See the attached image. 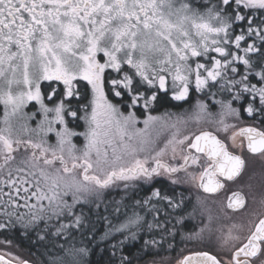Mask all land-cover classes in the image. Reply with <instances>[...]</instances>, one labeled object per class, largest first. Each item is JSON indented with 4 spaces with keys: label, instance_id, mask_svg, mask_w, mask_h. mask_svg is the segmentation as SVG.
Wrapping results in <instances>:
<instances>
[{
    "label": "snow or ice",
    "instance_id": "1",
    "mask_svg": "<svg viewBox=\"0 0 264 264\" xmlns=\"http://www.w3.org/2000/svg\"><path fill=\"white\" fill-rule=\"evenodd\" d=\"M192 87L205 93L202 100L223 97L215 104L222 115L237 121L231 125L219 121L223 131L232 129L233 148L239 138L241 151L246 141L249 153L264 156V0H0V102L11 106L14 116L26 115L21 110L30 102L38 105L43 119L37 128L45 135L55 133L60 145L61 155L53 150V158L68 173L63 156L67 144L72 169L80 167L84 172V183H68L59 170L53 176L41 168L40 157L45 165L53 163L45 155L47 149L31 139L13 138L6 112L8 126L0 129V175L7 176L0 179V205L4 207L0 230L19 227L23 235L34 232L40 240L59 237L72 228L83 230L90 217L83 207L77 210L78 204L91 205V213L93 207H100L101 190L117 181L142 179L151 191L150 196L137 201L145 215L134 213L115 229L121 233L136 229L120 244L135 241L139 231L152 232L154 228L162 233L160 240L153 233L151 239L144 240L146 248L162 244L168 235L175 236V225L168 227V209H180L182 200L156 188V178L166 176L176 184L172 174L197 165L203 169L199 186L206 193H215L224 182L235 181L245 168L243 156L210 131L169 141L182 146L183 164L179 166L161 162L163 150L152 157L154 167L146 166L148 158L135 156L144 149L125 142V136L132 139L128 129L136 123V113L130 109L141 105L148 109L161 92L167 95L171 91L173 100H186ZM202 100L198 108L211 115L212 105ZM121 107L129 109L127 115ZM36 117L37 113H32L31 118ZM154 119L149 116L145 126ZM79 120L88 126L83 133L87 143L82 157L73 155L75 145L70 139L78 133L69 125ZM113 129L120 136L119 143H115ZM104 145L112 149L111 160ZM29 148L33 149L30 155ZM36 149H40L39 156ZM14 153H21L20 158ZM125 155L133 156L130 166L117 163ZM79 159L83 163L78 164ZM94 163L102 176L88 174ZM188 175L196 180L193 173ZM93 192L96 200L81 195ZM69 196L71 203L66 199ZM22 207L28 211H16ZM227 207L233 211L245 208V197L234 192ZM162 211L164 215L159 217ZM149 215L151 221L146 219ZM61 218L68 222L51 223ZM176 223H182V216ZM110 237L111 233L105 232L97 241L101 256ZM116 248L111 245V256ZM221 248L218 254L194 252L178 264H257L256 258L264 257V217L250 221L246 234L243 226H234L223 237ZM88 252L87 248L69 250V259H54L52 264H91L84 259ZM0 264L11 261L0 256ZM120 264L131 261L122 256ZM259 264H264V259Z\"/></svg>",
    "mask_w": 264,
    "mask_h": 264
},
{
    "label": "trees",
    "instance_id": "2",
    "mask_svg": "<svg viewBox=\"0 0 264 264\" xmlns=\"http://www.w3.org/2000/svg\"><path fill=\"white\" fill-rule=\"evenodd\" d=\"M191 95H194V91H192ZM217 96H219V99L223 98L220 95ZM159 97L160 98H158V101L153 104L154 107L152 108V110L149 111L150 114L165 112L170 113V117H168L167 119L170 121L165 124L168 125V130L167 128L164 130V136L161 140L162 142L160 143L164 146H159L160 151H166L168 150V148L172 149L171 146H178V144L169 143V141L174 142L175 140L183 139L185 135L191 136L202 130L213 131L218 135V137H222L225 139V132L219 130L220 123L217 125L205 124L201 126L200 124L195 122L197 119L203 118V116H200L197 110L195 111L196 107H194V98H192L191 96L187 99V101L184 102L172 101L165 93H160ZM218 108L219 114L212 113L210 108L211 115H219L210 117L215 119L214 122L220 121L221 119H223L224 122L226 120H236L234 117L222 115L220 106ZM122 111L126 113L127 110L125 109V107H122ZM134 111L136 113V118L137 116H142V110L140 108H135ZM211 115H208V117ZM195 123L197 126L194 127L193 125ZM80 124L83 125L82 122L77 121L75 124L71 123L69 126L77 132L83 129ZM78 138L79 137L74 138L76 144H79L80 142ZM118 140L120 139H115V143H117ZM21 147L22 151L23 146ZM150 150L151 147H148V149H145L143 151L145 153L141 156L136 155L139 152L135 153L136 158H148V165L146 166H151L154 162L152 160V157L150 156ZM32 151L33 149L29 148L28 154L30 155ZM35 151L39 156L40 150L36 149ZM68 154L69 153H63V156L67 163V167L72 170L73 160ZM14 155H16L17 159H19L21 153H14ZM45 155H47L46 157L50 159V157H48V153H45ZM74 156L82 157L83 153H78L77 155L74 154ZM162 156L163 157H161V160H164L171 164H177L182 160V156L177 159H173L170 156ZM112 158L113 157L110 156L109 159L111 160ZM91 159L93 160V162L95 161L94 157H91ZM43 160L44 157H40L39 166L50 172L53 176H56L57 170H59V176L63 179H66V181L84 183V181L80 177L78 169H73L68 173L63 172V174L65 175L61 176L63 175V165H61L60 161H57L55 159L53 164L45 165L43 163ZM76 162L79 164L83 162V160L79 159ZM132 162L133 156L125 155L123 159L118 161L117 163L123 166H130ZM0 163H2V159H0ZM91 172L94 175L102 176L101 173L96 171L95 163L93 169H91ZM179 175L180 173L172 176V179ZM5 178H7V176L3 177V179ZM158 180L159 179H156L155 181V187L163 189L169 196L175 194L176 200L183 201L185 199V191L183 190L184 187L181 184H185L186 181H184L183 179H177V183L172 184L170 179L167 177H165L161 181ZM89 187H94V185L89 184ZM149 188L150 185L145 184L142 179L128 182L117 181L109 188L101 190L100 198L99 200H97V203L100 204L99 209H95L93 207V211L89 213L88 209L91 205H89L88 203L78 204L76 206L77 210L83 207L85 215L87 217H90L88 228H85L83 230L72 228L66 230L65 234L59 237L50 236L45 240H40L34 232H30L27 236L23 235L22 230L19 229V227L15 228L14 230L6 229V231H8V234H6L4 230H0V254L16 262L28 261L32 264H52V261L54 259H69V256L67 255L69 250L87 248L89 252L88 255L84 257V259L89 260L91 264H108L109 261H112V264H120V259L122 256L127 257L131 261V264H175L179 258H182L183 256H185V254L191 253L194 250V248H187L184 251L177 250V253L175 254L171 253V251L168 250L171 248L172 250L176 249V242L179 243V241H181L183 243V236H185V232H188L186 229L190 224L188 222V218L185 217L187 209L185 206H181L180 209L176 210H173L171 208L168 209V212L171 213V216L169 217L171 223L168 225V227L172 228V225L174 224L175 227L172 228V231L176 234L175 236H166L162 244H158L156 246L148 245L147 248L144 246V240L151 239L153 233H156L155 238L157 240H160V235L162 233H160V231H156V229L154 228L152 232L139 231L137 239L135 241L129 239L126 240L123 245H121L120 241L124 240L126 235L130 236L131 231H136V229L133 227L131 228V230L120 233L118 235H113L109 240L105 241L103 245V247L105 248L103 256H101V253L96 246L97 241H99L101 237H103L107 228L119 226L120 223L125 219H129L130 217H132L134 213H137L141 216L145 215L144 209H142L137 204V201L145 199L151 195V191H149ZM81 195L88 201L96 200L95 192ZM69 197L70 198L68 199V201L69 203H71V196ZM1 210L4 212V207L1 208ZM16 211L21 213L24 212V210L20 208L16 209ZM178 213L180 214V216H182V223H176V220L180 218V216L177 215ZM157 215L159 217H163L164 213L162 211ZM146 219L151 221L152 217L149 215L146 217ZM67 222V220L61 218L60 221L53 220L51 223L55 224ZM92 236H95L94 240L92 239ZM5 241H10V243H6ZM112 244H115L117 246L115 256H111Z\"/></svg>",
    "mask_w": 264,
    "mask_h": 264
},
{
    "label": "flooded vegetation",
    "instance_id": "3",
    "mask_svg": "<svg viewBox=\"0 0 264 264\" xmlns=\"http://www.w3.org/2000/svg\"><path fill=\"white\" fill-rule=\"evenodd\" d=\"M225 142L231 151L243 156L245 168L235 181L224 182V187L215 194H204L199 190V173L203 170L201 167L192 165L187 171L177 172L182 173L176 178L186 181L185 184H181L185 191V199L181 206L187 208L185 217L188 218L190 225L186 229L188 232H185V236H183V243L176 242V249H168L173 254L177 253V250L184 251L187 248L202 250L204 246H208L207 251L210 253H221L223 237L228 234L229 230H233L234 226L236 228L243 226L244 234H246L250 221L264 217V156L251 154L247 152L246 147L241 151L239 138H237V145L234 148L231 146L232 141L226 139ZM161 162L171 165L166 161ZM181 163L173 166H178ZM188 173H193L196 180L193 181ZM156 179L161 181L164 177ZM234 192H240L245 197V208L233 211L227 207L228 199ZM212 221L214 224L207 238ZM156 231L160 230L156 229ZM260 259H264V257L256 258L257 264Z\"/></svg>",
    "mask_w": 264,
    "mask_h": 264
},
{
    "label": "rangeland",
    "instance_id": "4",
    "mask_svg": "<svg viewBox=\"0 0 264 264\" xmlns=\"http://www.w3.org/2000/svg\"><path fill=\"white\" fill-rule=\"evenodd\" d=\"M169 82H170V78H169ZM192 91H194V95H191ZM205 92H207V90H205ZM189 94L190 95L188 96V98L190 96L192 98H194L193 102H195L194 103V107H196L195 111L197 110V112L200 114V116H203V118H199L195 122L200 124L201 126L205 125V124H211V125L219 124V121L214 122L215 119L210 118V117L219 116V115H216V114H219V108H218L219 104H215V100H219V96H216L215 98L209 96L207 99L202 100V98L205 96V93L196 92L194 90V87L190 88ZM109 95H110V99H112L113 102H115L116 98L111 97V94H109ZM167 96L169 97L170 100L176 101V100H173L171 98V91L168 92ZM187 99L183 100V101H176V102H184V101H187ZM201 100L203 103L212 105L211 112L216 113V114L208 117V115L202 113L197 106L198 101H201ZM153 107H154V105H150L148 109H144L142 105L137 107V108H140L142 110V116H141L142 118L137 116L136 123L133 126H130L128 129L129 133L132 136V139L129 141L127 136H125V138H124L125 142L130 143L131 145H133L137 149L143 148L145 150V149H148V147H151V150L149 151L151 157H155L156 154L158 153V151H160L159 146H164L160 143L162 142L161 140L164 136L163 135L164 130L166 128L168 130V125H165V124L170 121V120H167L168 117H170L169 112L150 114L149 111L152 110ZM125 109L127 111H126V113H124V115H127L129 109H127L126 107H125ZM134 109H130V110L134 111ZM90 110H91V108L89 107V112H90ZM21 111H22V113H24L26 115L22 116L21 114L18 113L17 115L14 116V115H12L11 106L6 107L2 102H0V129H4L8 126L5 124V113L7 112L8 113L7 120H8V124L11 125L12 130H13V138L19 137V138L24 139V140L31 139L33 142L42 143V148L47 149L46 153L53 156L52 152H53V150H55L56 155L59 156L61 154L60 145H59L58 140L55 136V133H47V135H45L43 132H41L37 128L38 121L43 119V117L38 114V105H35L34 102H30ZM121 111H122V107H121ZM32 113H37V117L35 119L31 118ZM149 116L154 117L155 119L152 121H149L148 126L146 127L144 121L148 120ZM228 117H230V116H228ZM50 118H51V116H50ZM79 121L83 123V125L80 124V126L83 127V129L81 131H77V132L75 131L76 133H78V135L72 136L70 138L71 144L75 145V148L72 149L73 155L74 154L77 155L78 153H83L85 151V145L87 143L83 133H85L87 131L88 126L86 125L84 120H79ZM196 123L193 125L194 127L197 126ZM224 123L231 125V124L237 123V121L236 120H226ZM54 127L59 128L58 125H54ZM222 129H223V125L219 124V130L223 131ZM113 132L115 133V129H113ZM116 134H118V133H115V135ZM231 134H232V129H229L227 131V134L225 132V135H224L225 140L228 139L229 141H231V139H230ZM118 135L115 136V139H120V136H118ZM75 137H79L78 138L80 140L79 144H76V142L74 141ZM119 141L120 140H118L117 143H119ZM141 141H146V143H141ZM171 147H172V149L168 148V150L164 151V154H163L164 156H170L173 158V155H175V159L182 156V152H181L182 146L181 145L178 144V146H171ZM174 147L176 149L175 154L173 153ZM102 148H107L108 156L110 158V156H112L111 147L104 145V146H102ZM143 151L138 150L137 152H139V153H137L136 155L137 156L143 155L145 153ZM63 153H69V145H67V144L64 145ZM91 157L95 158V152H92ZM161 157H163V156H160L159 159H162ZM53 162H54V160H53ZM174 165H176V164H174ZM81 173L84 175L82 168L80 169V175H81ZM62 174H63V171H62ZM88 174L90 176L93 175V174H91L90 169H89ZM64 175L65 174H63L61 176H64ZM5 176H6V173L0 175V179H3V177H5ZM81 179H82V177H81ZM174 179L177 181L176 177ZM63 181H66V179H63ZM66 182L72 183L71 181H66ZM0 187H2V185H0ZM4 191L7 192L8 189L4 188ZM69 198L70 197H66V199H69ZM4 199H7V197H4ZM31 202H34V201H31ZM20 203H23V201L21 200ZM44 203L47 204V201H45ZM1 208H3L2 205H0V215H3V211L1 210ZM20 209L24 210V212H22V213H26L28 211L27 208L22 207ZM213 215H214V213H213ZM125 218H127V217H125ZM2 219H4V216H0V220H2ZM127 220L128 219H125L123 222L120 223L119 226L107 228L105 232H110L111 237L113 235L120 234L121 232H117V231H115V229H117L121 225L125 224L127 222ZM213 224H214V222L212 221L210 229L207 233V238H208L209 232L212 230ZM4 232L6 234H8V231H6V229H4ZM210 239H211V236H210ZM207 249H208V246L207 247L204 246V248L202 250L207 251ZM181 259L182 258H179L175 264H178V262Z\"/></svg>",
    "mask_w": 264,
    "mask_h": 264
},
{
    "label": "water",
    "instance_id": "5",
    "mask_svg": "<svg viewBox=\"0 0 264 264\" xmlns=\"http://www.w3.org/2000/svg\"><path fill=\"white\" fill-rule=\"evenodd\" d=\"M210 132H211V131H210ZM199 133H200V132H199ZM199 133H198V134H199ZM212 133H213V132H212ZM213 134L216 135L215 133H213ZM216 136H217V135H216ZM217 138H218V136H217ZM244 143H245V147H246V141H245ZM246 150H247V147H246ZM247 152H248V151H247ZM163 163H164V162H163ZM182 164H183V163H182ZM182 164H180V165H182ZM154 166H155V164H154ZM174 174H175V173H174ZM172 175H173V174H172ZM199 185H200V180H199V182H198V187H199V190H200L201 192H203L204 194H215V193H216V192H215V193H206V192H204V190H203ZM231 196H232V195H231ZM231 196H230V197H231ZM230 197H229V198H230ZM228 203H229V199H228ZM189 255H190V254H189ZM6 260H7V259H6ZM8 261H9V260H8ZM11 264H21V263H18V262H15V263H14V262H11ZM27 264H31V263H28V262H27Z\"/></svg>",
    "mask_w": 264,
    "mask_h": 264
},
{
    "label": "bare ground",
    "instance_id": "6",
    "mask_svg": "<svg viewBox=\"0 0 264 264\" xmlns=\"http://www.w3.org/2000/svg\"><path fill=\"white\" fill-rule=\"evenodd\" d=\"M0 256H4V255H1L0 254ZM5 257V259H7V260H9V261H11V262H14L15 263V261H13L12 259H10V258H8V257H6V256H4Z\"/></svg>",
    "mask_w": 264,
    "mask_h": 264
}]
</instances>
